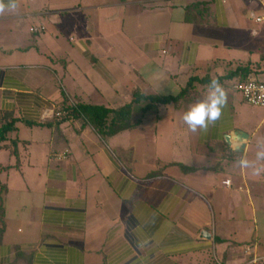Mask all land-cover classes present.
I'll use <instances>...</instances> for the list:
<instances>
[{"label": "crops", "instance_id": "obj_1", "mask_svg": "<svg viewBox=\"0 0 264 264\" xmlns=\"http://www.w3.org/2000/svg\"><path fill=\"white\" fill-rule=\"evenodd\" d=\"M263 2L17 0L0 15V116L15 120L0 141V264H264V173L236 164L255 161L264 110L233 90L240 66L264 79ZM213 79L227 104L191 132L181 117ZM128 104L136 126L107 138L56 119ZM236 131L241 152L225 141Z\"/></svg>", "mask_w": 264, "mask_h": 264}, {"label": "trees", "instance_id": "obj_2", "mask_svg": "<svg viewBox=\"0 0 264 264\" xmlns=\"http://www.w3.org/2000/svg\"><path fill=\"white\" fill-rule=\"evenodd\" d=\"M197 6H199V4H192L188 7V10ZM187 13L188 14H186L185 18L186 21L192 20L191 13L188 11ZM249 73V67L240 66L237 70V75L239 77L237 83L246 81ZM204 84L208 85L209 83L205 80ZM185 94L186 91H182L175 97H156L143 96L134 93L133 102L136 103L139 100H144L152 105L177 103L180 100H184ZM132 111V104H128L116 110L107 109L102 106L76 105L74 107H66L63 110H60V113L56 114V119H58V121L82 119L84 125L90 124L94 128L96 133H98L102 138H107L136 126V123L132 122ZM11 116V113H3L0 116V121H5V123L0 127V141L4 139V136L7 132L13 129L15 120L12 119ZM3 231L4 210L2 207V203H0V242Z\"/></svg>", "mask_w": 264, "mask_h": 264}, {"label": "clouds", "instance_id": "obj_3", "mask_svg": "<svg viewBox=\"0 0 264 264\" xmlns=\"http://www.w3.org/2000/svg\"><path fill=\"white\" fill-rule=\"evenodd\" d=\"M18 8L17 0H0V15ZM205 99L193 104L181 119L191 132L198 129L206 131L210 125L220 120L223 109L227 104V93L219 81L213 79L206 86ZM264 140L258 141L255 161L240 158L236 164L242 169H251L253 175L264 173Z\"/></svg>", "mask_w": 264, "mask_h": 264}, {"label": "built area", "instance_id": "obj_4", "mask_svg": "<svg viewBox=\"0 0 264 264\" xmlns=\"http://www.w3.org/2000/svg\"><path fill=\"white\" fill-rule=\"evenodd\" d=\"M156 4L164 3L168 0H155ZM259 2L262 0H247ZM255 22H261L264 17H255ZM31 33H37L43 30V27H31ZM264 72V71H263ZM233 90L241 95L242 100L249 106L258 107L264 109V79H258L256 77H248L246 81L236 83L233 85ZM68 155V150L61 153L53 154V158L58 161H64ZM225 185H229V181L224 182Z\"/></svg>", "mask_w": 264, "mask_h": 264}, {"label": "rangeland", "instance_id": "obj_5", "mask_svg": "<svg viewBox=\"0 0 264 264\" xmlns=\"http://www.w3.org/2000/svg\"><path fill=\"white\" fill-rule=\"evenodd\" d=\"M158 5L159 4H157L156 6H158ZM159 10H161V8ZM256 13H257V15L264 16V6H263V9L257 10ZM252 25L255 26V28L258 30L257 36L252 38V40L255 41L256 44L255 43L251 44V48H253L252 50H254V52H255L254 54L257 57L255 60L258 61L259 60L258 54L264 53V21L262 23L256 24V25L252 23ZM220 51H221V52H219L220 54H225L224 50L221 49ZM254 57L255 56L252 55L251 58H254Z\"/></svg>", "mask_w": 264, "mask_h": 264}, {"label": "water", "instance_id": "obj_6", "mask_svg": "<svg viewBox=\"0 0 264 264\" xmlns=\"http://www.w3.org/2000/svg\"><path fill=\"white\" fill-rule=\"evenodd\" d=\"M247 139L248 135L242 131H236L225 137L226 143L230 145L236 152L242 151L244 143L247 141ZM201 236L209 238L208 233H206L205 231L201 232Z\"/></svg>", "mask_w": 264, "mask_h": 264}]
</instances>
